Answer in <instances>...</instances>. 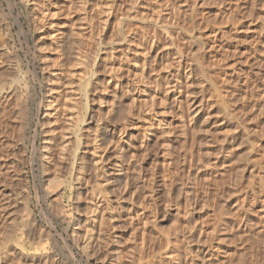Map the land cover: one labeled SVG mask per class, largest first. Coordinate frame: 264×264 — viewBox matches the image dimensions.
I'll return each mask as SVG.
<instances>
[{
  "label": "rangeland",
  "instance_id": "rangeland-1",
  "mask_svg": "<svg viewBox=\"0 0 264 264\" xmlns=\"http://www.w3.org/2000/svg\"><path fill=\"white\" fill-rule=\"evenodd\" d=\"M34 4L0 0V264H264V0Z\"/></svg>",
  "mask_w": 264,
  "mask_h": 264
},
{
  "label": "bare ground",
  "instance_id": "bare-ground-1",
  "mask_svg": "<svg viewBox=\"0 0 264 264\" xmlns=\"http://www.w3.org/2000/svg\"><path fill=\"white\" fill-rule=\"evenodd\" d=\"M30 1V4L33 6V5H35L34 3H35V0H29ZM29 5V4H28ZM112 5H113V2L112 3H110V4H108L107 5V7L109 8L108 9V13L106 14V18H105V21L106 22H108V20H109V18H110V16H112V14H113V9H112ZM49 32H53V29L52 30H49ZM56 32V31H55ZM58 33H61V31L59 32L58 31ZM56 35V34H55ZM57 36V35H56ZM53 37H55V36H53ZM146 63H147V61H146ZM146 64L143 62V66H145ZM114 67H115V63L113 62V61H111V60H109L108 61V68H107V73H109L108 75H107V73L105 74V75H107V76H105L103 79H101V82H102V80H104V82H102V83H110V84H112V85H114V87L113 88H115L114 90H116V87H118L119 88V91H121L122 90V86H123V83H122V79L116 74V73H114L113 72V70H114ZM106 81V82H105ZM97 82V81H96ZM92 83H93V80L90 78V76H84L83 77V80L81 81V87H82V89H86L85 91H84V93H83V100H84V102H85V105L87 106V103H88V101H89V95H88V90H87V88L88 87H90L91 85H92ZM105 85V84H104ZM109 86V85H108ZM107 86V87H108ZM102 87H103V85H102ZM106 87V88H107ZM117 88V89H118ZM26 90V89H25ZM116 91H118V90H116ZM15 94V91H13V89L12 90H7L6 92H4V94H3V99L5 98L6 100H9V99H7V98H9L10 97V95H12V94ZM116 94V93H115ZM118 94V93H117ZM116 96V95H115ZM115 96H113V98L115 97ZM20 97V96H19ZM113 101V100H112ZM112 101H110V104H111V102ZM115 104V103H114ZM113 105V102H112V104H111V106ZM109 108V107H108ZM113 109V108H112ZM107 112H109V111H107ZM56 113V112H55ZM49 115H50V113H48ZM86 121V115H80V114H77V115H75V117L73 118V121H72V125H71V129L70 130H72V132H73V136H72V138H73V142H71L72 143V145H73V147L71 148L69 145L68 146H66V144H64L63 145V147H62V149H61V151L60 152H62V153H64L67 157H68V159H69V166H70V174H69V176H70V178H71V184H70V189L71 190H73V189H75L76 187H79L80 185H81V182L84 180V178L86 177V176H84V172H85V170H86V162H87V159H86V157H85V153H82L80 156H79V154H78V152L81 150L80 149V146H82L81 144H82V141H81V137L79 136V135H81V130H82V126H80L82 123H84ZM107 121V120H106ZM97 122V126L98 125H102V127L103 128H108L109 129V131H110V135H114V133H115V127H108V125H107V123H105V121L104 122H98V121H96ZM160 123V122H159ZM158 125H160V124H158ZM98 131V130H97ZM94 136H96V135H94ZM72 138H71V140H72ZM120 139H122L121 137L120 138H118V141L120 140ZM67 143H68V141H67ZM121 144V145H120ZM119 144V146H121V148H123V150H124V152H128L129 154H130V156L131 157H134V155H135V152L134 151H131L132 149H131V142H129L128 143V141H123L122 140V143H120ZM46 147L48 146V145H45ZM133 146V145H132ZM45 147V148H46ZM40 149V148H39ZM35 151V150H34ZM44 151V150H43ZM46 151V150H45ZM119 151V150H118ZM122 151V150H121ZM123 152V151H122ZM121 153V152H120ZM119 153V154H120ZM42 154H43V157L44 158H49V156L45 153V152H42ZM125 154V153H124ZM123 154V155H124ZM122 155V154H121ZM122 155V156H123ZM48 156V157H47ZM41 157V156H40ZM103 158L104 157H102V156H98L97 157V154L95 155V153H91L90 155H89V157H88V162H90V163H92V168H93V170L95 171V173H99V171H102V173H104V165H103ZM50 159V158H49ZM162 160H165V159H162ZM166 162V161H165ZM162 163H164V161L162 162ZM169 163V162H168ZM168 163H166V164H168ZM43 165V164H42ZM152 175V174H151ZM139 176V175H138ZM153 176V175H152ZM144 178V176L142 175V179ZM147 179V178H146ZM143 180H145V178L143 179ZM142 180V181H143ZM70 181V180H69ZM73 182H75V184H76V186H75V184H73ZM145 183H146V180H145ZM144 187H146V185L144 186ZM77 189V188H76ZM46 191V192H45ZM44 191V193L45 194H47V195H55V194H57L58 193V190H51V189H46ZM25 195V194H24ZM23 195V196H24ZM91 195H92V197H91V199H92V210H90L91 211V213H92V216H90V219L88 218V221H87V223L86 224H88V222L91 224V228H87V233H89L88 234V238L87 239H84L83 240V242L81 243V244H83L84 246H85V244H90V243H92L93 241H96L97 239H96V236L94 235V229H95V221H96V219H97V215H98V213L99 212H101V210H102V205L104 204V203H102L101 202V200L98 198V197H95V195L93 194V193H91ZM25 197V196H24ZM30 200V199H29ZM28 214V213H27ZM73 217V216H72ZM75 218V217H74ZM32 219V216L30 215V214H28V215H25V217H24V222H30V220ZM78 218L75 220V219H73L72 218V220L70 219V224H72V225H75L74 226V228L72 227V229H71V231H72V233L73 234H77L78 233V229H75L78 225H77V223H78ZM88 226H90V225H88ZM85 243V244H84Z\"/></svg>",
  "mask_w": 264,
  "mask_h": 264
}]
</instances>
